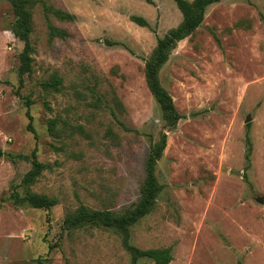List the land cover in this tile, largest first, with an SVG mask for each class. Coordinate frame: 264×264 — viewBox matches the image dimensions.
Wrapping results in <instances>:
<instances>
[{"label":"rangeland","instance_id":"obj_1","mask_svg":"<svg viewBox=\"0 0 264 264\" xmlns=\"http://www.w3.org/2000/svg\"><path fill=\"white\" fill-rule=\"evenodd\" d=\"M32 12L33 70L21 82L24 43L0 0V264H132L117 231H68L65 218L81 204L123 214L141 199L151 146L167 132L145 62L183 15L173 0H43ZM55 78L60 91L43 87ZM160 78L183 118L167 132L157 207L131 244L171 249L170 264H264V0L209 7ZM33 153L47 169L27 187ZM28 190L58 204H14Z\"/></svg>","mask_w":264,"mask_h":264},{"label":"trees","instance_id":"obj_2","mask_svg":"<svg viewBox=\"0 0 264 264\" xmlns=\"http://www.w3.org/2000/svg\"><path fill=\"white\" fill-rule=\"evenodd\" d=\"M183 15V20L176 28L171 29L164 37H159L157 46L151 56L145 62V77L149 90L160 105L162 111V121L165 130L170 132L175 130L183 118L175 106L174 100L168 90L162 85L160 73L163 67L168 63L178 44L192 36L203 25L207 10L212 5L220 3L222 0H173ZM16 22L13 27V33L16 38L24 43V51L20 58L22 65L19 69L20 80L30 74L33 70L34 48L31 44V35L33 28L32 10L39 2L43 0H10ZM54 14L64 21H75L76 16L67 13L61 9H55ZM132 22L143 28H149L148 21L141 16H132ZM52 33L66 38L68 33L64 30L53 29ZM61 79L55 78L52 81L43 83L47 90L54 89L60 91ZM2 81L0 80V85ZM29 125L28 130L35 134L32 125L33 117L28 112ZM55 122H52L51 131H53ZM162 132L159 140L151 146V150L146 162V177L141 188V199L132 208L123 214H117L111 211L94 210L81 204L79 208L69 213L65 218V228L68 231H74L81 228H96L104 230L117 231L123 237V243L127 251L131 254L132 264H138L143 258L150 259L156 264H170L173 260L171 249H149L141 250L131 244V228L140 220L153 213L157 207L163 186L157 177L158 163L163 158L167 148L168 133ZM1 153V151H0ZM250 153H248V158ZM30 160V157H24ZM32 169L25 175L24 184L27 187L32 186L41 176L42 172L47 169V165L40 162L36 153H33ZM14 204L17 206L29 205L35 209L50 210L58 204L57 199H52L46 195H40L27 191L23 196L19 192H14L11 196Z\"/></svg>","mask_w":264,"mask_h":264},{"label":"water","instance_id":"obj_3","mask_svg":"<svg viewBox=\"0 0 264 264\" xmlns=\"http://www.w3.org/2000/svg\"><path fill=\"white\" fill-rule=\"evenodd\" d=\"M249 121H250V119L247 120V122H249ZM262 203L264 204V199L262 200Z\"/></svg>","mask_w":264,"mask_h":264}]
</instances>
